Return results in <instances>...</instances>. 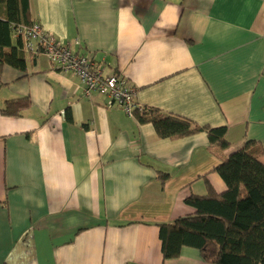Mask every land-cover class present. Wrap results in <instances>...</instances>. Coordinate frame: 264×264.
<instances>
[{"label":"crops","instance_id":"crops-1","mask_svg":"<svg viewBox=\"0 0 264 264\" xmlns=\"http://www.w3.org/2000/svg\"><path fill=\"white\" fill-rule=\"evenodd\" d=\"M31 20L126 77L139 106L228 126L225 155L264 145V0H31ZM26 53L27 73L0 72V264H209L192 247L163 262L158 226L207 182L225 190L207 134L159 138Z\"/></svg>","mask_w":264,"mask_h":264},{"label":"trees","instance_id":"trees-1","mask_svg":"<svg viewBox=\"0 0 264 264\" xmlns=\"http://www.w3.org/2000/svg\"><path fill=\"white\" fill-rule=\"evenodd\" d=\"M33 22L31 0H0V72L4 65L28 72L23 40L16 36L13 43L12 24ZM29 104L28 97L11 99L1 113L19 116ZM134 116L140 124H152L159 138L175 140L204 132L209 148L221 159L215 171L224 180L225 190L220 192L207 182L205 194L186 199L193 213L159 223L162 261L179 258L184 247H192L209 264H264V145L250 139L225 155L231 146L228 126L201 125L155 107L139 106ZM158 178L164 185L170 174L159 171Z\"/></svg>","mask_w":264,"mask_h":264},{"label":"built area","instance_id":"built-area-1","mask_svg":"<svg viewBox=\"0 0 264 264\" xmlns=\"http://www.w3.org/2000/svg\"><path fill=\"white\" fill-rule=\"evenodd\" d=\"M12 28L15 35L22 38L26 52L34 55L45 54L59 71L75 73L80 78L87 97L99 92L108 98L110 105H117L127 115L134 116V110L139 107L135 101L137 87L126 77L114 72L105 73L97 65L94 56L74 51L70 45L56 39L39 22L14 23Z\"/></svg>","mask_w":264,"mask_h":264}]
</instances>
